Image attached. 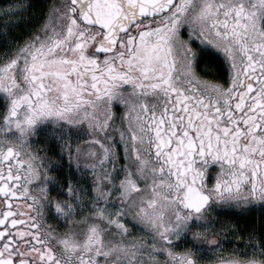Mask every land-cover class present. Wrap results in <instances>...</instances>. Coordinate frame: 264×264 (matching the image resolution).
I'll return each instance as SVG.
<instances>
[{
    "label": "snow or ice",
    "instance_id": "1",
    "mask_svg": "<svg viewBox=\"0 0 264 264\" xmlns=\"http://www.w3.org/2000/svg\"><path fill=\"white\" fill-rule=\"evenodd\" d=\"M0 264H264V0L0 2Z\"/></svg>",
    "mask_w": 264,
    "mask_h": 264
},
{
    "label": "flooded vegetation",
    "instance_id": "2",
    "mask_svg": "<svg viewBox=\"0 0 264 264\" xmlns=\"http://www.w3.org/2000/svg\"><path fill=\"white\" fill-rule=\"evenodd\" d=\"M117 105H118V107L116 108L117 109V111H123V108H122V106H119V102H117ZM251 218H253V219H257L260 215H261V211H260V209H255V210H253L251 213H249L248 214ZM225 247H228V248H230L231 246L230 245H226Z\"/></svg>",
    "mask_w": 264,
    "mask_h": 264
},
{
    "label": "rangeland",
    "instance_id": "3",
    "mask_svg": "<svg viewBox=\"0 0 264 264\" xmlns=\"http://www.w3.org/2000/svg\"><path fill=\"white\" fill-rule=\"evenodd\" d=\"M1 1H3V0H1ZM34 2H37L38 3V2H40V0H34ZM116 111H117V109H116ZM117 112H119V111H117Z\"/></svg>",
    "mask_w": 264,
    "mask_h": 264
},
{
    "label": "trees",
    "instance_id": "4",
    "mask_svg": "<svg viewBox=\"0 0 264 264\" xmlns=\"http://www.w3.org/2000/svg\"><path fill=\"white\" fill-rule=\"evenodd\" d=\"M0 2H3V1L0 0Z\"/></svg>",
    "mask_w": 264,
    "mask_h": 264
}]
</instances>
